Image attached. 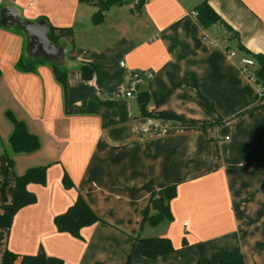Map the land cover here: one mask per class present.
I'll return each instance as SVG.
<instances>
[{"label": "crops", "instance_id": "1", "mask_svg": "<svg viewBox=\"0 0 264 264\" xmlns=\"http://www.w3.org/2000/svg\"><path fill=\"white\" fill-rule=\"evenodd\" d=\"M94 1L8 3L29 20L45 18L67 42L74 66L66 93L50 63L21 68L32 56L26 36L0 23V212L12 201L15 175L48 165L46 183L28 185L37 201L0 229V264L8 249L44 251L66 264H201L231 250L244 264H264V92L239 65L244 55L264 54V0H207L223 20L207 28L193 14L204 0H146L139 9L127 0L99 24L91 21ZM81 65L92 68L90 79ZM133 72L153 77L134 88ZM144 90L154 116L127 95ZM8 110L41 147L14 155L5 177ZM163 111L185 120L158 117ZM171 184L172 219L142 225L152 192ZM80 194L100 219L79 235L59 231L55 217ZM138 236L168 237L175 251L147 258Z\"/></svg>", "mask_w": 264, "mask_h": 264}, {"label": "trees", "instance_id": "2", "mask_svg": "<svg viewBox=\"0 0 264 264\" xmlns=\"http://www.w3.org/2000/svg\"><path fill=\"white\" fill-rule=\"evenodd\" d=\"M146 0H138V9ZM127 0H96V11L92 16V23L99 24L103 19L106 11L115 4H122ZM196 17L203 28L210 27L220 23L222 20L219 13L212 7L209 1L204 0L195 7ZM229 28V26H227ZM50 34L52 40L56 43L59 41L55 37V28L50 25ZM251 57L258 64L256 75L258 81L264 85V54L253 53ZM43 63H50L53 68L56 79L67 91V78L69 64L67 61L63 65L48 62L42 58L24 56L19 61L21 68L25 70H35L36 67ZM80 71L84 79H90L93 70L88 65H81ZM137 97L143 115L154 116L148 107L151 101V95L147 90L138 91ZM158 117L173 120H185L183 116L171 112H161ZM6 118L12 124L13 130L8 139L5 157L7 158V167L3 169L5 177L8 172L14 171V155L21 153H34L41 147L40 137L31 132L27 123L20 119L13 111H6ZM48 165H36L28 168L24 173L15 175V189L11 202L5 203L0 212V229H10L13 218L16 213L23 207L33 204L37 201L35 193L28 189L30 183L45 184L47 180ZM64 185L69 187L73 183L69 176L65 174L63 178ZM177 195V184H171L160 190H154L150 196L149 203L141 210L142 225L146 222L157 225L164 220L172 219L171 200ZM99 216L89 205L83 195H79L75 203L70 206L64 213L55 217V223L59 231H68L74 235H79L80 229L87 225H92L99 220ZM137 243L140 246L142 254L147 258L155 259L175 251V247L170 238L165 236L159 237H137ZM201 264H244V258L241 253L231 250H221L213 254L212 257L201 260ZM4 264H66L61 258L49 256L44 251L34 255H20L11 250H7L4 257Z\"/></svg>", "mask_w": 264, "mask_h": 264}, {"label": "water", "instance_id": "3", "mask_svg": "<svg viewBox=\"0 0 264 264\" xmlns=\"http://www.w3.org/2000/svg\"><path fill=\"white\" fill-rule=\"evenodd\" d=\"M0 23L4 27L16 26L23 31L32 56L58 65L67 62L68 44L65 41L56 43L52 40L50 23L45 18L29 20L19 7L5 4L0 9Z\"/></svg>", "mask_w": 264, "mask_h": 264}, {"label": "built area", "instance_id": "4", "mask_svg": "<svg viewBox=\"0 0 264 264\" xmlns=\"http://www.w3.org/2000/svg\"><path fill=\"white\" fill-rule=\"evenodd\" d=\"M12 0H0V9L5 5L11 2ZM194 15L197 13L194 11ZM228 55L230 57H235L236 56V51L234 50H228ZM122 65H125L124 62H121ZM240 70L241 72L247 76L253 83L257 84L259 90L261 92H264V85L258 81V77L256 75V70L258 69V64L255 61V59L249 57V56H242L240 58ZM153 77L152 72H133L132 73V78H133V86L136 88L139 84H141L143 81L151 79ZM136 90V89H135ZM127 95L129 97H134L137 96V93L135 94L134 91H128Z\"/></svg>", "mask_w": 264, "mask_h": 264}, {"label": "rangeland", "instance_id": "5", "mask_svg": "<svg viewBox=\"0 0 264 264\" xmlns=\"http://www.w3.org/2000/svg\"><path fill=\"white\" fill-rule=\"evenodd\" d=\"M14 28H17V27H14ZM28 56V55H26ZM74 65H72L71 63L69 64V68H72Z\"/></svg>", "mask_w": 264, "mask_h": 264}]
</instances>
